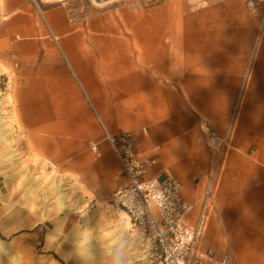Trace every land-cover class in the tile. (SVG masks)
Instances as JSON below:
<instances>
[{"label":"crops","instance_id":"obj_1","mask_svg":"<svg viewBox=\"0 0 264 264\" xmlns=\"http://www.w3.org/2000/svg\"><path fill=\"white\" fill-rule=\"evenodd\" d=\"M260 21L244 0H1L0 78L11 66L23 151L107 202L124 176L101 123L130 131L197 208L212 159L206 128L223 134L242 94L204 244L229 249L237 264H264ZM114 228L112 250L143 248H118Z\"/></svg>","mask_w":264,"mask_h":264},{"label":"rangeland","instance_id":"obj_2","mask_svg":"<svg viewBox=\"0 0 264 264\" xmlns=\"http://www.w3.org/2000/svg\"><path fill=\"white\" fill-rule=\"evenodd\" d=\"M3 71L9 75V79L0 78L5 112L2 121L7 128L5 137H0V244L6 251V263L27 256L25 264H159L156 256L141 252L143 248L138 247L132 255L111 249L108 235L115 225L120 226V217L128 223L121 226L133 238H138V231L124 214L110 207L109 197L103 201L75 178L70 181L50 164H42L38 157L23 151L12 67ZM58 176L65 180L60 183L61 190L44 200L43 195L51 192L50 185ZM57 197L64 201L60 209ZM77 198L83 200L73 209ZM112 234H116L115 228Z\"/></svg>","mask_w":264,"mask_h":264},{"label":"built area","instance_id":"obj_3","mask_svg":"<svg viewBox=\"0 0 264 264\" xmlns=\"http://www.w3.org/2000/svg\"><path fill=\"white\" fill-rule=\"evenodd\" d=\"M153 0H145L149 4ZM209 0H200L206 3ZM247 10L260 14L259 32L264 29V0H244ZM254 50L248 57L245 74L253 62ZM245 75V76H246ZM243 95L238 94L226 118L223 134L206 128L207 142L212 153L204 190L197 208L182 195L184 184L164 169L158 160L143 156L135 136L130 131L110 133L101 123L102 140L115 153L124 184L109 196L112 209L124 214L139 235L141 245L159 264H237L229 249L219 252L205 246L204 237L219 178L223 171L230 141L236 128ZM99 141H91L89 148L97 156ZM150 171H152L151 174ZM196 210L194 218L193 211Z\"/></svg>","mask_w":264,"mask_h":264},{"label":"bare ground","instance_id":"obj_4","mask_svg":"<svg viewBox=\"0 0 264 264\" xmlns=\"http://www.w3.org/2000/svg\"><path fill=\"white\" fill-rule=\"evenodd\" d=\"M5 115V112L3 111V99L0 98V137L4 138L7 128L4 126V123L2 121L3 117ZM51 186V192L49 194L43 195L44 200H47L51 195L56 194L58 191H60V183L57 182V178H54V182L50 185ZM58 200V206L59 209L62 208L64 201L61 197H57ZM72 208V207H71ZM116 234L118 235V238L120 239V245L119 248L127 246L128 248H135L137 246V243L139 246L145 248L144 245L140 244V241H136L135 238L129 233V231L126 228L121 229L119 225L115 226ZM139 238V235H138ZM137 238V240H138ZM136 252V251H135ZM6 251L3 250L1 244H0V264H25L24 258L22 261H19L17 259H9L8 263H6V258L4 257ZM20 258V257H19Z\"/></svg>","mask_w":264,"mask_h":264}]
</instances>
